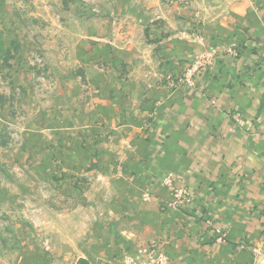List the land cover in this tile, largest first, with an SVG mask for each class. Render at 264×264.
Returning <instances> with one entry per match:
<instances>
[{
	"label": "rangeland",
	"instance_id": "obj_1",
	"mask_svg": "<svg viewBox=\"0 0 264 264\" xmlns=\"http://www.w3.org/2000/svg\"><path fill=\"white\" fill-rule=\"evenodd\" d=\"M229 3L0 0V264H109L92 262L96 216L75 208L100 159V101L191 84L218 57L200 42Z\"/></svg>",
	"mask_w": 264,
	"mask_h": 264
},
{
	"label": "crops",
	"instance_id": "obj_2",
	"mask_svg": "<svg viewBox=\"0 0 264 264\" xmlns=\"http://www.w3.org/2000/svg\"><path fill=\"white\" fill-rule=\"evenodd\" d=\"M227 9L203 29L200 50L215 45L218 57L191 84L99 100L93 129L100 159L89 162L88 206L75 207L96 216L93 239L104 252L92 262L142 260L157 247L168 264L257 263L264 0H230Z\"/></svg>",
	"mask_w": 264,
	"mask_h": 264
},
{
	"label": "built area",
	"instance_id": "obj_3",
	"mask_svg": "<svg viewBox=\"0 0 264 264\" xmlns=\"http://www.w3.org/2000/svg\"><path fill=\"white\" fill-rule=\"evenodd\" d=\"M172 175L167 177L166 182L172 184ZM179 197L182 203H190V200L187 198L185 193L179 192ZM262 215H263V230H264V204L262 206ZM138 264H168V258L164 252V249L151 247L147 250L146 256L144 259L139 260Z\"/></svg>",
	"mask_w": 264,
	"mask_h": 264
}]
</instances>
